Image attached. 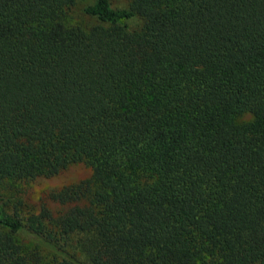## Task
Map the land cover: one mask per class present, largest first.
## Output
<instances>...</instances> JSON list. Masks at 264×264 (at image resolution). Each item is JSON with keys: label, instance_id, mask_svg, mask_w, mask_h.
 Here are the masks:
<instances>
[{"label": "trees", "instance_id": "16d2710c", "mask_svg": "<svg viewBox=\"0 0 264 264\" xmlns=\"http://www.w3.org/2000/svg\"><path fill=\"white\" fill-rule=\"evenodd\" d=\"M78 3L0 0V184L90 170L0 264H264V0Z\"/></svg>", "mask_w": 264, "mask_h": 264}, {"label": "rangeland", "instance_id": "374dc122", "mask_svg": "<svg viewBox=\"0 0 264 264\" xmlns=\"http://www.w3.org/2000/svg\"><path fill=\"white\" fill-rule=\"evenodd\" d=\"M113 7H124L127 5V0H109ZM92 2V0H79L77 8L72 11V22L78 23L82 26H86L92 22L90 18L83 15L80 11V7L83 4ZM130 26L136 24L135 18L127 21ZM243 119L249 118L248 115L243 116ZM89 168L81 163H71L60 170L56 175L52 177H36L32 180H21L12 185L9 190L5 189L6 184H0V193L4 195L11 196L14 200L12 203L17 204L18 200L21 201L20 209L21 211L37 209L40 202H46L49 207H53L54 204L46 199V194L48 191L58 188L61 185L76 182L89 176Z\"/></svg>", "mask_w": 264, "mask_h": 264}]
</instances>
